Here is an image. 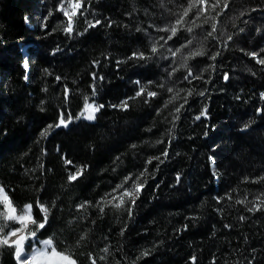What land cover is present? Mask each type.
I'll return each instance as SVG.
<instances>
[{
    "label": "trees",
    "instance_id": "16d2710c",
    "mask_svg": "<svg viewBox=\"0 0 264 264\" xmlns=\"http://www.w3.org/2000/svg\"><path fill=\"white\" fill-rule=\"evenodd\" d=\"M60 2L0 0V185L13 205L19 209L31 204L34 220L43 218L37 200L51 209L50 224L37 235L51 237L58 251L74 248L66 253L77 264H89V252L104 255L100 250L105 243L110 245L111 255L97 264H118L124 255L133 260L144 249H151L152 254L138 264H191L192 255L198 257L199 264H248L253 249L257 250L255 264H264V212L246 210L255 196L264 193V181L254 182L264 176V117L257 111L264 108L259 98L264 92H260L264 73L240 51L250 52L253 42L258 43V36L243 26L241 18L254 19L256 10L263 11L264 0H230V10H208L207 24L205 17L195 18V9L189 13V20L203 27L192 33L181 29L175 38L178 43L169 46L179 47L191 39L193 50H205V56L188 61L193 73L201 77L191 84L183 81L186 70L179 68V54L172 64L161 58L169 57L166 48H159L157 56L150 51L152 39L165 35L156 28L170 26L164 16L183 11L185 0H85L83 15L74 18L71 36L63 30L66 17L58 11ZM49 11L53 14L45 21ZM241 12L246 14L240 16ZM95 19L103 26L85 32L88 22ZM217 21L216 33L208 37L211 23ZM254 21L260 19L251 23ZM240 28L248 33H241ZM229 35L234 36L232 41H227ZM225 41L228 47L222 48ZM57 47L60 51L54 52ZM217 50H222V55L213 62L209 56ZM133 51L152 58L147 62L129 60ZM97 60L100 63L94 66L92 62ZM172 67L179 70L169 80ZM247 68L257 75L252 76ZM93 71L104 77L95 99L105 108L94 121L82 118L67 129H53L37 143L40 132L57 122L60 111L73 117L81 111L83 97L91 96ZM224 73L229 74V80L223 79ZM136 80L143 85L153 81L148 89L159 95L149 103L144 102L145 97L130 100L127 110L108 107L133 97L138 90L133 83ZM65 85L70 89L67 105ZM168 87L193 91L174 127V108L182 100L165 108L172 95ZM200 92L205 96H199ZM41 101L44 111L40 110ZM205 108L207 116L197 121L195 117ZM249 121L250 127L242 131ZM158 140L163 142L157 144ZM165 148L169 158L158 171L156 161L148 165V185L131 218L128 205L98 211L96 202L105 193L129 173L142 171L146 160L161 155ZM209 157L215 160V176ZM65 158L73 164L65 165ZM84 165L83 176L69 182V172ZM218 197H224L223 201L218 203ZM239 200L247 203H236ZM83 201H90L91 206L78 210L76 205ZM241 216L246 219L240 220ZM85 231L87 239L77 246ZM0 264H16L13 248H0Z\"/></svg>",
    "mask_w": 264,
    "mask_h": 264
},
{
    "label": "snow or ice",
    "instance_id": "6c2138e0",
    "mask_svg": "<svg viewBox=\"0 0 264 264\" xmlns=\"http://www.w3.org/2000/svg\"><path fill=\"white\" fill-rule=\"evenodd\" d=\"M91 2V0H89ZM85 0H61V2L58 4V11L63 13V16L66 17V26L64 27V32L71 36L73 32V23L74 18L77 17L78 13L83 15V12L81 11L82 6L84 5ZM195 9V12L193 15L196 19H200L201 17H205L204 23L207 24V12L209 9L217 10L219 9V12H224V10H230V0H223V3L221 5V0H215L214 3L209 4V0H188V5L186 8L183 9L178 14H175V20L174 23H171L169 27L166 28H156L157 32H164L165 35L160 36L158 40L152 39L151 43V54L152 56H157L159 54V48H166L169 57H161L164 59H170L172 64H176V57L179 54L181 57L182 62L179 64V68H183L186 70V74L183 76V81L187 82L188 84H191L194 80L201 79L200 76H197L193 73L191 67L189 66L188 61L193 60L196 57H202L206 55L205 50L201 47L198 49H195V46L193 44V41L191 39L187 40L185 43L181 44L179 47H171L169 44H176L178 43V40L175 39L177 37L178 32L183 29L189 33H192L194 28H202L203 25L197 24L195 20H189V13ZM86 10V9H85ZM219 12L217 15H219ZM52 11L48 12V16L45 17V21L48 19V17L52 16ZM246 13L241 12L239 13L240 16L245 15ZM191 23V27H186L185 25ZM218 23L220 21L211 23V31L207 33L208 37H213L214 33H216L218 28ZM45 26V25H42ZM97 26H103L102 21L100 19H95L94 21L88 22V27L85 29V32L88 31V29H94ZM109 27L112 26L111 23L108 24ZM137 31H141V29H137ZM239 31L242 33L244 32L243 28H240ZM259 32L260 29H257ZM78 35H84V33H78ZM150 35V34H149ZM234 39L233 35H229L227 37V41H232ZM227 41L223 42L222 48H227L228 44ZM54 52H59L60 48L57 47L53 50ZM245 56H247L250 61L254 63V65L260 66L258 71L264 73V47L260 48L258 51H245L244 49L240 50ZM187 53V55H185ZM222 55V50H217L216 52L212 53L209 56V59L213 62L216 61L218 56ZM152 56H146L144 52L141 51H133L131 55L128 57L129 60H139V61H145L147 62L152 58ZM94 66L99 65V61H93L92 62ZM119 63H123V61H118ZM23 67L27 69L29 67L28 61L25 60ZM177 67H172L171 71L168 72L169 80L173 77V75L179 70ZM249 73H251L252 76H256L257 72L253 71L252 68L246 69ZM45 72L47 73L48 70L45 69ZM92 78V83L90 85L91 88V96L85 95L83 97V106L81 108V111L73 117L70 112L60 111L58 120L55 124H49L46 129L42 130L39 134L37 143L40 142L41 139H44L48 136L49 132L53 129H61L65 128L67 129L70 124H72L74 121H79L82 118L86 121H94L96 119V114L99 113L102 109L105 108L104 104H98L96 102V96L98 91V83L100 81L104 80V77L102 75H99L98 72L93 71L90 73ZM27 74L25 75V79H27ZM223 79L225 81L230 79V76L228 73L223 74ZM57 81L61 80V77H56ZM75 83V81H73ZM138 86V90L135 92V95L133 97H128L125 100H122L119 104H109L108 107H111L113 109L119 108L121 110H127L129 108V101L134 100L138 97H145L144 102L149 103V101L159 95L157 91H151L148 89V85H152L153 81H148V85H143L139 80H136L133 82ZM160 87H164V85H160ZM167 92L172 94L171 98L167 100L164 104V107L167 108L169 104H173L176 100H182V102L174 108L175 115H173V127L175 126V121L180 119V113L182 109L185 108V105L189 103V97L193 95V91L191 89L185 90V89H174L172 87L167 88ZM185 93L183 96H181V93ZM205 92L198 93L199 96L203 97L205 96ZM63 95H64V103L67 105L70 97V89H68L67 85L64 86L63 89ZM259 97L264 100V92L259 93ZM237 99L240 97L237 96ZM43 101H41V107L40 110L44 111L43 108ZM258 112L261 113L262 117H264V108H258ZM208 109L205 108L201 111L200 115L196 116L195 119L199 121L202 117L207 116ZM251 125V121L244 124L242 127V131L247 130ZM148 131H151V129H148ZM172 129H169V132H171ZM173 137L169 138L168 143L171 144ZM163 142V141H162ZM132 148H136V145H132ZM57 151H61L60 147L57 146ZM43 154V150H42ZM27 155V154H25ZM176 155H179L177 153ZM169 158V151L167 148L161 153L159 156H153L149 157L146 162L145 166L142 171H139L136 174L129 173L127 176L123 178V181L120 184H117L110 193H105L103 197L100 198L99 201L96 202L95 207L98 209L100 213L105 212L106 206H112L115 208H122L125 205H128L127 207V214L131 218L133 215V209L135 208L137 201L140 199L141 193L144 191L145 187L148 185V165H151L153 161H156V170L158 171L160 169V166L163 165L166 160ZM120 158L117 157V160ZM209 161L212 165V175H217L215 171V160L212 157H209ZM65 165H72L73 161L70 159H64ZM43 167V165H41ZM87 166H80L77 167L75 171L69 172L67 176V180L69 182H76L79 178H81L86 171ZM152 176L154 178L155 173H152ZM147 177V179H145ZM177 184L181 181V176L179 173H177L176 177ZM247 180V178H246ZM261 181H264V176L259 177L256 181V183H259ZM157 188H159V185H156ZM228 199H231V196H227ZM224 197H218L217 202H222ZM37 206L40 209V212L43 213L44 217H47L48 215V207L40 203L39 200H37ZM236 203L239 204H246L247 202L245 200H239L236 201ZM0 205H3V212H0V217L4 219L5 222L7 221H16L19 224V227H14L7 233L3 232V228L6 227L5 224H0V248L2 247H10L14 248V259L16 261V264H77V260L73 259L71 254H66L67 251H70V249L66 251H58L56 246L53 244V239L48 238L45 240H39L38 243L42 245L41 248H33L31 253H24V243L29 238L33 239V242H36L35 238L37 236L38 231L31 230L28 225L34 224V219L31 216V210L32 205L28 204L25 205L24 210L22 214L17 215L15 208L12 206V201L6 191V188L2 185H0ZM251 207H247L246 210L249 213H258V212H264V193H261L257 196H255L254 200L251 202ZM89 206H91L90 201H83L80 204L76 205V208L78 210H85ZM189 219L195 220L197 217H190ZM246 218L244 216L240 217V220H245ZM71 224L72 221H69ZM92 223H95V221H92ZM40 228H44L43 222L39 225ZM126 227V226H125ZM125 227H122L120 230V236L123 237L125 234ZM231 225H225V228H230ZM184 228H187V224L184 226ZM27 229V231H25ZM45 229V228H44ZM214 235V233H213ZM88 232H83L79 239L76 241V245L79 246L82 242H84L87 239ZM105 240L107 238L105 237ZM245 243H247V237H245ZM104 255H94L92 252H89L87 254V259L89 261V264H97L99 261H106L107 256L111 255L110 252V245L108 243H105V246L103 249L100 250ZM118 251H122V249H119ZM256 249L252 250V260L248 262V264H255V254ZM152 254L151 249H144L142 250L139 255L136 256L135 259L129 260L127 255H124L122 257V261L118 262V264H138V262L142 261L144 258L150 256ZM189 260L191 261V264H199L198 257L195 255H192L189 257Z\"/></svg>",
    "mask_w": 264,
    "mask_h": 264
},
{
    "label": "rangeland",
    "instance_id": "374dc122",
    "mask_svg": "<svg viewBox=\"0 0 264 264\" xmlns=\"http://www.w3.org/2000/svg\"><path fill=\"white\" fill-rule=\"evenodd\" d=\"M187 3H186V5H188V0H185ZM214 0H209V4H211V3H214L213 2ZM264 8V7H263ZM262 8V9H263ZM261 9V10H262ZM212 10V9H211ZM256 12H257V14L255 15V16H253V18L254 19H247L246 18V16H244L243 18H241L242 20H243V22H244V24L245 25H243V26H247V27H249V28H251L252 29V34H256L257 36H258V38H257V41H258V43H257V45H255V41L253 42V50H256V51H258L260 48H262V47H264V32H263V30L262 29H264V12L263 11H258V10H256ZM175 14L176 13H171V14H168V15H166V16H164L165 17V19H166V22H167V24H171V23H174V20H175ZM255 19H260V21L259 22H256V21H254L253 23H251V21L252 20H255ZM224 20V19H223ZM247 24V25H246ZM246 28V27H245ZM257 29H260V31L258 32L257 31ZM250 32V31H249ZM244 33H248V32H246V31H244ZM251 33V32H250ZM22 50H23V52H24V62H25V60H27L28 61V58H27V52H26V45H24V46H22ZM252 50V51H253ZM24 62H23V64H24ZM28 64H29V61H28ZM28 70L26 69V72H27ZM261 91H264V89L263 90H260V92ZM260 98V97H259ZM260 100H262L261 98H260ZM264 101V100H263ZM76 111H78V109L76 110ZM213 158V157H212ZM212 166V165H211ZM213 170V169H212ZM29 203H27V204H24L21 208H16L14 205H13V203H12V206L15 208V210H16V214L17 215H20V214H22V212H23V210H24V207H25V205H28ZM4 211V209H3V205H0V212H3ZM31 216H32V210H31ZM32 218H33V216H32ZM6 223V227H4L3 228V232L4 233H7L8 231H10L12 228H14V227H19V224L16 222V221H7V222H5L4 221V219L2 218V217H0V224H5ZM28 227L31 229V230H33V231H35V229H33V224H29L28 225ZM36 227V226H35ZM34 227V228H35ZM25 231H27V229L25 230ZM49 237H45V238H40V237H38V235L36 236V238H35V240H36V242H33V239L32 238H29L28 240H26L25 241V243H24V253L25 254H27V253H31V251H32V249L33 248H41L42 247V245H40L39 243H38V241L39 240H45V239H48ZM54 244V243H53ZM14 249V248H13ZM14 252H15V249H14ZM67 254V253H66Z\"/></svg>",
    "mask_w": 264,
    "mask_h": 264
},
{
    "label": "clouds",
    "instance_id": "9594fccd",
    "mask_svg": "<svg viewBox=\"0 0 264 264\" xmlns=\"http://www.w3.org/2000/svg\"><path fill=\"white\" fill-rule=\"evenodd\" d=\"M225 2H226V0H225ZM156 143L159 144V143H162V141H159L158 140V141H156ZM145 179H147V177ZM53 206H54V202H53ZM50 213H51V209L48 208V215H47V217H44L43 216L42 220H34V225L36 226V228H35L36 231L39 232L40 230L44 229L47 225L50 224ZM41 222H43L44 228H40L39 227V225L41 224ZM49 238H51V237H49ZM70 251H74V248L70 249Z\"/></svg>",
    "mask_w": 264,
    "mask_h": 264
},
{
    "label": "bare ground",
    "instance_id": "6f19581e",
    "mask_svg": "<svg viewBox=\"0 0 264 264\" xmlns=\"http://www.w3.org/2000/svg\"><path fill=\"white\" fill-rule=\"evenodd\" d=\"M160 1V0H159ZM162 6V5H161ZM246 200V199H245Z\"/></svg>",
    "mask_w": 264,
    "mask_h": 264
}]
</instances>
